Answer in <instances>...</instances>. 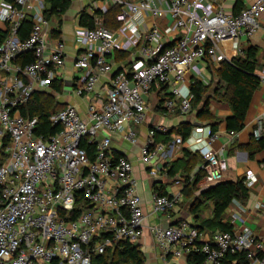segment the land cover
<instances>
[{
    "label": "built area",
    "instance_id": "2783aa9c",
    "mask_svg": "<svg viewBox=\"0 0 264 264\" xmlns=\"http://www.w3.org/2000/svg\"><path fill=\"white\" fill-rule=\"evenodd\" d=\"M30 1L4 2L0 8V20L10 24L0 46V148L8 138L0 165V264H93L94 256L120 242L137 245L144 232L145 214L133 163L114 154L112 136L120 135L130 145L138 143L136 128L147 119L146 98L154 87L170 88L171 98L164 104L167 110L189 114L194 94L188 70L204 57L219 65L230 60L222 50L224 42L241 53L243 41L260 31L264 39V0H244L238 13L227 10V0H104L119 7L116 21L124 26L138 14L149 15L147 44L138 47L129 70L110 77L105 100L93 97L86 116L73 104L53 113L49 122L60 130L48 137L36 134L38 118L23 116L21 109L35 92L48 91L59 80L66 62L65 44L50 39L41 11L31 15L26 10ZM27 18L32 21L31 32L20 40L18 30ZM139 39L130 41L138 45ZM122 40V35L100 22L84 29V50L75 57L82 74L75 87L78 96L92 93L99 78L112 72L111 58ZM24 53L33 60L18 64ZM258 76L264 83V68ZM168 132L164 126L148 131L140 148L141 164L150 166L158 153L165 152L166 145L155 137ZM199 132L200 136L187 140L175 137L172 148L187 143L188 150L204 159L195 172L222 181L228 164L210 147L216 136L210 128ZM263 132L264 112L257 118L253 136L259 138ZM85 140L96 146L93 159L81 147ZM186 182L176 180L181 186L177 192L154 193L153 213L177 208ZM151 233L164 254L175 258L200 252L202 264H222L228 253L245 252L249 264H264V255H259L264 243L247 227L215 232L205 242H201V231L186 222L153 227Z\"/></svg>",
    "mask_w": 264,
    "mask_h": 264
},
{
    "label": "crops",
    "instance_id": "0c3cea01",
    "mask_svg": "<svg viewBox=\"0 0 264 264\" xmlns=\"http://www.w3.org/2000/svg\"><path fill=\"white\" fill-rule=\"evenodd\" d=\"M237 1L227 0V10L238 13L240 10L237 7ZM241 1V6L244 8L245 1ZM4 2L15 4V0H0V8ZM111 7L114 6L106 4L104 0H70V6L66 11L47 16L45 11L51 9V4L47 0H31L26 6V10L31 15L38 11L43 13L48 21L47 33L52 41L61 39L65 44L66 62L65 66L59 70L58 85H60V92H54L53 89L40 92L53 94L58 102L61 101L60 104H63L64 107L67 104L77 106L83 116L88 114V104L91 103L93 97L106 99V87L109 84L110 77L118 71L129 70L131 62L137 56L138 47L142 44H147L146 36L150 30L151 19L146 13L135 16L129 26H124L116 21L115 28L106 27L122 35L123 38L121 41L123 45L111 58L113 64L112 72L101 76L93 92L89 95L78 96L76 94L75 87L82 74L81 70L75 65V57L84 50V47H82V34L84 29L87 28L80 24L82 14L87 12L90 15H94L95 19L99 21L101 14L105 13L104 9L107 8L108 10ZM115 7L117 8V6ZM0 29L10 31V24L0 20ZM57 31L58 34L55 33ZM136 36H140L138 45H134L130 41L131 37ZM117 37L120 41L121 38L118 35ZM173 42L171 41L168 44ZM252 46L257 47L259 50V67L256 71L257 75H259L264 68V39L262 31L254 38L243 41L241 52ZM222 50L230 59L240 54L231 50L227 42L223 43ZM219 68V64L208 57H204L197 61L187 73V78L191 84L194 81H199L208 87L206 98L211 119L198 116L200 106L187 115L181 114L178 110H167L164 104L166 100L171 98L170 88L167 86L154 87L146 98L148 106L147 119L144 124L136 128L139 135L138 143L136 145L129 144L130 147H128V143L124 142L120 135L112 136L111 149L115 155L125 156L132 161L134 178L138 181V191L142 198L145 221L143 235L136 246L145 256V264L188 263V254H184L180 258H175L172 253L164 254L163 250L157 245L151 233V228H165L181 222L196 226L199 223L197 221L198 214L200 219H211L213 217L212 202H202L197 212H191V208L195 198H199L202 192L222 181H236L239 178H245V186L249 192L245 202L233 201L229 205L224 214L223 223L229 224L231 230L247 227L253 232L258 241L264 243V151L256 153L253 158L250 157L248 151L257 118L264 112V83L253 93L245 117L244 128L240 132L231 133L227 130L226 123V119L232 114L231 108L216 93L217 90L220 91L221 95L225 92V84L220 83L216 75V71ZM185 125H190L191 127V133L188 138L200 136L199 130L214 128L211 131L216 138L211 142L210 147L226 159L228 170L224 180L219 182H215L208 177H202L196 184L193 197L189 196V191L184 193L182 191V201L177 208L166 214H154L152 209L153 194L159 191H164L166 194L177 192L181 186L176 183V180H186V176H189L190 179L194 178L195 170L200 166V163L195 165L191 163L187 165L189 173L187 170L185 173L184 149H188L187 143L180 147L174 146L172 148L175 137L181 136L177 131ZM155 126H164L169 129L168 134L172 133L170 142L167 144L163 143L165 135L158 133L155 141L166 145L165 152L158 153L150 166H144L140 162V148L144 144L148 131ZM202 132L203 137H205V130ZM196 153L200 157L202 156L199 152ZM174 164L177 173L174 177H171L168 175V169ZM201 233V242L208 241L212 235L211 231L207 229L201 230Z\"/></svg>",
    "mask_w": 264,
    "mask_h": 264
},
{
    "label": "trees",
    "instance_id": "16d2710c",
    "mask_svg": "<svg viewBox=\"0 0 264 264\" xmlns=\"http://www.w3.org/2000/svg\"><path fill=\"white\" fill-rule=\"evenodd\" d=\"M51 4V9L45 11L46 15L63 13L70 6V0H47ZM240 3V4H239ZM239 4V5H238ZM242 1H237V7L239 10L243 9ZM115 7V6H114ZM111 7L104 14H101V19L97 21L94 15H90L87 12H83L80 19V24L84 27L93 29L100 22L104 27L115 28L116 16L119 13V7ZM239 12V11H238ZM32 21L30 18L24 20L18 30V37L20 40H25L31 32ZM58 34V31L55 32ZM9 35V30L0 29V46L6 40ZM171 44H168V46ZM258 48L249 47L242 51L239 55L231 58L228 61H223L220 64V68L216 71V75L220 83L225 84L224 94H220L217 90L216 93L220 95V98L229 104L232 114L226 119L227 130L231 133L240 132L244 128L245 117L253 96V93L261 86V80L256 71L259 67L258 61ZM33 60L30 53H24L20 55L16 61L18 64L24 65L30 63ZM60 84V83H59ZM54 92H60V85L58 81L52 85ZM191 91L194 94V100L192 108L198 109L199 117H206L211 119L208 110V101L206 94L208 87L194 81L191 84ZM55 96L47 92H35L31 97L27 106L21 109L22 115L27 117H37L39 120V127L36 130L37 135H44L46 137L51 136L59 132L60 126H52L49 122V117L56 113L57 110L52 107V101ZM59 105L56 103V107ZM59 111V110H58ZM213 131V127L211 128ZM183 139H187L191 133L190 125H185L177 131ZM172 133H166L163 143L170 142V136ZM157 135V134H156ZM8 143V138L3 141V146L0 148V165L3 163L6 153L5 147ZM81 147L87 152L88 156L93 159L95 157L96 146L89 144L86 140L82 142ZM250 157L261 151H264V132L259 138L252 136L250 145L248 146ZM184 159L186 162V170L188 172V166L196 163L203 164V157L198 153L192 152L188 149H184ZM175 164L168 169V175L174 177L177 173L175 170ZM187 168V169H186ZM189 173V172H188ZM204 177L202 171L196 172L192 181L190 177L186 176L187 184L183 190V193L189 191V196L193 197V192L196 189V184ZM245 178H239L236 181H222L217 185L209 188L207 191L200 194L199 198H195L191 212H197L202 202H212L213 204V217L211 219H200L198 214L197 221L199 223L194 226L199 231L207 229L211 233L215 232H230L231 227L227 223H223L224 214L233 201L245 202L249 196L247 187L245 186ZM190 182V183H189ZM159 194H166L164 191H159ZM79 197L78 206L82 204ZM80 210L74 213L73 217L79 214ZM259 255H264V251H260ZM145 256L140 251L138 246H134L128 242H120L113 249H108L103 255H96L93 258V264H145ZM204 257L200 252L188 253L187 264H202ZM222 264H249L245 252L228 253L222 261Z\"/></svg>",
    "mask_w": 264,
    "mask_h": 264
},
{
    "label": "rangeland",
    "instance_id": "374dc122",
    "mask_svg": "<svg viewBox=\"0 0 264 264\" xmlns=\"http://www.w3.org/2000/svg\"><path fill=\"white\" fill-rule=\"evenodd\" d=\"M60 102H61V101H60ZM60 102H58L57 99H56V97H55V98H53V101H52V103H51V104H52V107L55 108L57 111H58V110H61V109L64 108V105H63V104H60ZM56 103L59 104V105H57V107H56ZM192 111H193V108H192L191 112H192ZM191 112H190V113H191ZM190 113H189V114H190ZM127 146L130 147L129 144H127Z\"/></svg>",
    "mask_w": 264,
    "mask_h": 264
},
{
    "label": "water",
    "instance_id": "95a60500",
    "mask_svg": "<svg viewBox=\"0 0 264 264\" xmlns=\"http://www.w3.org/2000/svg\"><path fill=\"white\" fill-rule=\"evenodd\" d=\"M207 191V190H206ZM205 192V191H204ZM203 193V192H202Z\"/></svg>",
    "mask_w": 264,
    "mask_h": 264
}]
</instances>
